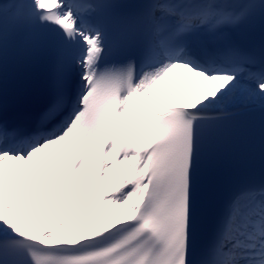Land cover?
I'll use <instances>...</instances> for the list:
<instances>
[{
    "label": "snow or ice",
    "instance_id": "1",
    "mask_svg": "<svg viewBox=\"0 0 264 264\" xmlns=\"http://www.w3.org/2000/svg\"><path fill=\"white\" fill-rule=\"evenodd\" d=\"M258 17L264 0L0 3V264H264V179L213 189L233 122L264 111V48L228 31ZM12 42L48 57L35 114L9 115ZM170 81L186 102L153 99ZM37 206L69 219L43 228Z\"/></svg>",
    "mask_w": 264,
    "mask_h": 264
},
{
    "label": "bare ground",
    "instance_id": "2",
    "mask_svg": "<svg viewBox=\"0 0 264 264\" xmlns=\"http://www.w3.org/2000/svg\"><path fill=\"white\" fill-rule=\"evenodd\" d=\"M170 87H169V91L171 90H175L177 92V96L176 97H172L171 95H169L167 92L164 94V95H157L155 96L153 99L156 100V101H159V100H165L166 102H169V103H184L187 101V99L190 98L189 95H185L184 99H180V94H181V91L182 89L180 88L179 84L176 83V81H170ZM145 103V106H147V100L145 99L144 101ZM41 199H43V197H41ZM57 203H63V200L62 198H57ZM72 211H77V210H91L92 206L89 205L87 206L86 209H80L79 208V205L74 203L73 205L70 206ZM31 210L32 208L30 207L29 208V213H31ZM111 211L112 212H115L116 209L115 208H111ZM51 216L52 218V223L51 224H45L43 223L41 220H40V217H39V213H38V206H37V221H40V226L43 227V228H52L55 226L56 224V220L57 219H63V220H67L65 217H61L60 216V213H59V209L58 208H54L52 211H51V214L49 215ZM80 222H78V225H79ZM59 231H71V230H68V229H58ZM34 231H38V230H34Z\"/></svg>",
    "mask_w": 264,
    "mask_h": 264
},
{
    "label": "rangeland",
    "instance_id": "3",
    "mask_svg": "<svg viewBox=\"0 0 264 264\" xmlns=\"http://www.w3.org/2000/svg\"><path fill=\"white\" fill-rule=\"evenodd\" d=\"M50 213H51V212H50ZM50 213H49V214H50ZM65 218H66V219H69V217H65Z\"/></svg>",
    "mask_w": 264,
    "mask_h": 264
}]
</instances>
